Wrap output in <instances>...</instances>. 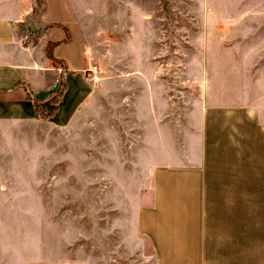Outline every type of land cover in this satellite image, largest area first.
Returning <instances> with one entry per match:
<instances>
[{"label": "rangeland", "instance_id": "1", "mask_svg": "<svg viewBox=\"0 0 264 264\" xmlns=\"http://www.w3.org/2000/svg\"><path fill=\"white\" fill-rule=\"evenodd\" d=\"M107 9L88 61L98 73L70 83L52 60L61 102L32 91L52 116L0 104V264H155L137 217L158 166L208 174L207 264H264V0ZM69 13L68 56L84 64ZM151 90L170 145L147 144L129 113Z\"/></svg>", "mask_w": 264, "mask_h": 264}, {"label": "crops", "instance_id": "2", "mask_svg": "<svg viewBox=\"0 0 264 264\" xmlns=\"http://www.w3.org/2000/svg\"><path fill=\"white\" fill-rule=\"evenodd\" d=\"M44 2V10L35 14V0H0V104L18 103L28 112L33 110V104L27 98L26 87L38 97L58 87L54 68L50 66L52 60H61L67 65L70 83L83 72L91 74L87 69L92 63L88 66V61L97 49L96 34L103 30L97 28V20L104 16V11L108 17L116 13L107 9L111 0ZM64 12H70L78 21L84 39V64L68 56L67 49L73 44L75 33L70 22L62 18ZM66 28L69 41H66ZM49 42L57 43L52 59L46 54ZM22 82L25 86L18 85ZM141 101L129 113L132 119L144 123L140 130L146 137L144 140L149 145H170L168 127H159L163 111L157 104L160 103L158 92L147 91ZM176 171L170 166L155 168L158 183L155 201L143 206L137 219L153 248L155 264H207L208 174L202 169ZM30 264L70 263L35 261Z\"/></svg>", "mask_w": 264, "mask_h": 264}, {"label": "trees", "instance_id": "3", "mask_svg": "<svg viewBox=\"0 0 264 264\" xmlns=\"http://www.w3.org/2000/svg\"><path fill=\"white\" fill-rule=\"evenodd\" d=\"M44 4H45L44 0H35V7H34L33 12L35 14H39L40 12H42L45 8ZM66 30L68 33V37L66 38V41H69L70 40L69 39V30L67 28H66ZM56 44L57 43L49 42L46 46V54L51 59L54 58V48H55ZM63 72H68L66 64L64 65ZM65 80L66 79L64 77H62L60 80L61 82H60L59 86L55 90L51 91V93L48 96H46L45 98H49L50 96H54V98H53L54 103L61 102L63 95L67 90V83ZM18 85H21V86L24 85L25 86V83L22 82V83H19ZM26 90H27V98L29 100L33 101L34 108H35V111L37 114H39L41 116H46V117L52 116L54 114V111L48 112L46 110V108L40 107V105H39L40 99L35 98L33 92H31V90H29L28 87H26Z\"/></svg>", "mask_w": 264, "mask_h": 264}, {"label": "built area", "instance_id": "4", "mask_svg": "<svg viewBox=\"0 0 264 264\" xmlns=\"http://www.w3.org/2000/svg\"><path fill=\"white\" fill-rule=\"evenodd\" d=\"M87 71H89L91 74H97L99 71V66L97 64H92L89 66Z\"/></svg>", "mask_w": 264, "mask_h": 264}]
</instances>
